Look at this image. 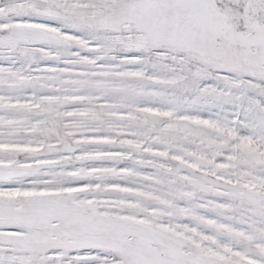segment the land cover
Listing matches in <instances>:
<instances>
[{
	"label": "snow or ice",
	"instance_id": "1",
	"mask_svg": "<svg viewBox=\"0 0 264 264\" xmlns=\"http://www.w3.org/2000/svg\"><path fill=\"white\" fill-rule=\"evenodd\" d=\"M0 264H264V0H0Z\"/></svg>",
	"mask_w": 264,
	"mask_h": 264
}]
</instances>
